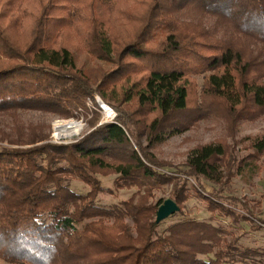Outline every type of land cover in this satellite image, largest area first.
Instances as JSON below:
<instances>
[{"label": "trees", "instance_id": "obj_1", "mask_svg": "<svg viewBox=\"0 0 264 264\" xmlns=\"http://www.w3.org/2000/svg\"><path fill=\"white\" fill-rule=\"evenodd\" d=\"M80 51L116 66L79 68ZM195 74H205L204 94L212 106L234 120L238 109L247 112L245 119L264 113V0H0V113L40 109L69 115L86 108L96 93L126 106L117 107L114 122L97 123L78 140L0 149V260L254 264L257 250L235 242L222 246V230L210 223L180 220L160 230L162 201L98 202L100 192H111L99 177L104 169L118 174L117 187L178 177L154 167L159 164L142 136L158 143L164 131L187 128L170 123L189 109ZM132 141L143 156L129 148ZM252 145L264 153V137ZM225 155L222 143L193 149L177 170L182 178L173 199L179 204L187 189L201 192L203 178L222 182ZM73 177L88 186L86 193L71 188ZM202 197L213 209L225 208L223 197ZM230 200L244 212H237L239 221H257L248 203Z\"/></svg>", "mask_w": 264, "mask_h": 264}, {"label": "rangeland", "instance_id": "obj_2", "mask_svg": "<svg viewBox=\"0 0 264 264\" xmlns=\"http://www.w3.org/2000/svg\"><path fill=\"white\" fill-rule=\"evenodd\" d=\"M76 57L78 67L85 70L101 68L108 71L116 66V63L102 61L87 51L78 52ZM204 77L205 74H195L191 77L195 87L189 109L177 115V118L170 123V125L177 124L181 127L187 126L186 129L179 133H172L170 130L164 131L165 138L158 143H150L146 134L142 136V144L150 158L159 164L154 167L173 177H178L163 184L145 178L142 183L137 185L117 187L114 180L118 174L112 169H104L103 174H100L99 177L103 186L109 187L111 192L106 191L107 189L100 192L98 202L112 206L134 197V202H147L156 205L162 201L163 204L166 199H173L174 187L181 182L178 178H182L177 170L185 168L190 152L206 144L222 143L226 148V155L222 163L226 173L223 181L216 184L203 178L201 179L203 185L201 192L192 188L187 189L184 201L178 204L181 207L180 211L163 220L160 230L180 220H201V222L210 223L222 230L218 234L222 237V246L226 242H235L240 249L257 250L254 264H264V153L259 154L252 145L255 139L264 137V113H258L255 117L245 119L247 112L238 109L234 113L238 117L234 120L228 113L223 112L222 107L212 106V101L204 94ZM118 90L122 93L120 87ZM98 98L115 111L118 106L126 107L124 102H110L103 99L100 93H96L94 100L88 99L86 108L75 107L69 115L40 109H23L17 111L16 114L0 113V149H28L46 141L66 143L82 138L92 132L104 117ZM153 117H155L154 114L151 118ZM70 120L81 123L80 135L75 138L59 139L56 135L55 123ZM130 146V149H136L143 156L134 141ZM115 150L114 153H120V159H127V157H123V154H126L124 151ZM115 161L119 162L118 159ZM247 162H254L256 167L246 166ZM189 181L195 184L192 178ZM69 182H71V188L77 192L86 193L89 189L76 177L70 178ZM203 192L223 197L224 200L221 204L223 203L228 210H236V214H227V210L223 211L225 208L213 209L202 197ZM228 197H235L248 203L250 212L257 221H239L241 218L237 212H241V214L244 212L238 209V203H231V198L225 199ZM248 252L252 253V251ZM0 264L7 263L0 260Z\"/></svg>", "mask_w": 264, "mask_h": 264}, {"label": "bare ground", "instance_id": "obj_3", "mask_svg": "<svg viewBox=\"0 0 264 264\" xmlns=\"http://www.w3.org/2000/svg\"><path fill=\"white\" fill-rule=\"evenodd\" d=\"M56 135L59 138L78 136L82 131V125L78 121H59L55 123Z\"/></svg>", "mask_w": 264, "mask_h": 264}, {"label": "water", "instance_id": "obj_4", "mask_svg": "<svg viewBox=\"0 0 264 264\" xmlns=\"http://www.w3.org/2000/svg\"><path fill=\"white\" fill-rule=\"evenodd\" d=\"M179 211L180 207L174 199H166L158 208L156 221L159 223Z\"/></svg>", "mask_w": 264, "mask_h": 264}, {"label": "built area", "instance_id": "obj_5", "mask_svg": "<svg viewBox=\"0 0 264 264\" xmlns=\"http://www.w3.org/2000/svg\"><path fill=\"white\" fill-rule=\"evenodd\" d=\"M99 99V98H98ZM99 104H100V107H101V109L103 110V112H104V117H103V119L101 120V122L99 123V124H101V123H104V122H114L116 119H117V117H118V112L117 111H115L112 107H110L108 104H105L102 100H100L99 99ZM80 135V134H79ZM78 135V136H79ZM55 137H56V135H55ZM77 137V136H76ZM58 138V137H57ZM70 138H72V137H70ZM73 138H75V137H73ZM59 139H61V138H59ZM71 141H74V140H71Z\"/></svg>", "mask_w": 264, "mask_h": 264}]
</instances>
